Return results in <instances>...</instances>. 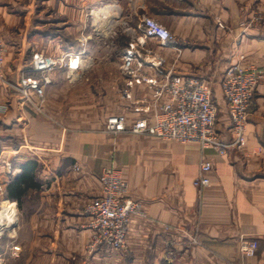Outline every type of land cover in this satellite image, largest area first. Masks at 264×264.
I'll return each instance as SVG.
<instances>
[{"label":"crops","instance_id":"obj_1","mask_svg":"<svg viewBox=\"0 0 264 264\" xmlns=\"http://www.w3.org/2000/svg\"><path fill=\"white\" fill-rule=\"evenodd\" d=\"M92 1L48 0V18H41L43 11L34 12L35 0H0L6 78H18L33 50L71 51L66 38L77 25L83 30ZM127 4L137 22L149 14L169 29L174 43L161 46L149 38L147 44L163 57L166 69L209 84L218 133L229 139L221 79L240 54L244 66L264 68V27H243L256 13L264 14V0ZM106 14L99 9L96 15L104 21ZM124 33L130 40L132 35ZM115 44L113 59L120 63L126 44ZM80 59L71 78L66 67L52 74L40 112L23 106L15 91L0 85V105L6 108L0 111V201L17 210L15 229L0 240V264H264V77L254 92L244 144L219 155L213 149L201 151L194 142L107 131L108 116L123 114L128 124L141 115L152 117L167 96L155 104L149 86H133L132 100L151 104L148 112H134L132 100L120 93L121 73L112 78L92 72L111 58L88 54ZM144 72L156 76L152 68ZM201 159L212 166L204 187L193 183ZM25 162L32 165L31 185L17 180ZM110 162L127 182L128 195L142 204V214L130 217L127 254L86 249L90 231L82 227L83 208L100 195L101 169ZM192 235L196 244L187 243ZM241 239L255 242L251 254L240 251Z\"/></svg>","mask_w":264,"mask_h":264},{"label":"built area","instance_id":"obj_2","mask_svg":"<svg viewBox=\"0 0 264 264\" xmlns=\"http://www.w3.org/2000/svg\"><path fill=\"white\" fill-rule=\"evenodd\" d=\"M217 23L224 27L220 21ZM251 24L264 27V14L256 13L243 26L244 29ZM126 30L132 36L120 54V73L124 78L121 95L132 100V87L146 84L153 90V103L156 104L162 95L167 96V101L155 109L152 117L141 115L130 124L123 114L110 115L105 121L107 131L147 134L180 143L194 142L201 151L213 149L219 155L244 144L248 114L257 85L264 77V68L244 66L242 54L226 68L221 79L230 120V138L226 140L220 137L216 127L218 109L209 84L197 76L180 75L166 69L163 57L147 44L149 38L155 39L161 46L174 43L169 29L151 15L144 14L139 18L136 28ZM5 52L6 45L0 38V85L15 91L23 106H29L37 112L43 108L45 86L51 82L52 74L66 67L67 75L71 78L82 65L78 53L52 55L33 50L29 63L20 70L18 78L9 80L3 72ZM146 67L152 68L156 76L147 75L144 72ZM150 105L145 100H132V110L137 113L148 112ZM5 109V106L0 105V111ZM74 167L77 169L76 165ZM211 167L209 160L201 159L198 175L193 181L195 186L209 185L207 173ZM99 180L100 195L88 201L83 208L86 222L82 227L90 231L86 249L89 252L98 248L115 249L127 254L130 217L142 214V204L128 195V184L112 162L102 167ZM16 222L17 210L14 204L7 200L0 201V240L15 229ZM197 242L195 235L187 238L188 244ZM254 248L253 240H240L239 249L243 254H251ZM168 249L171 252L173 247L169 246Z\"/></svg>","mask_w":264,"mask_h":264},{"label":"rangeland","instance_id":"obj_3","mask_svg":"<svg viewBox=\"0 0 264 264\" xmlns=\"http://www.w3.org/2000/svg\"><path fill=\"white\" fill-rule=\"evenodd\" d=\"M99 9L103 10L104 14H110L108 16L106 14L104 21L100 20L101 17L97 18L96 14ZM47 10L48 0H35L34 12L43 11L42 14L44 16L41 14V18H48L47 13H44ZM87 11L88 19L83 30H81L82 28L79 29L80 27L77 25L73 33L66 38L72 47L69 52L72 54L78 53L82 57L92 54L98 57L111 58L105 64L96 65L92 72L93 74H105L106 76L115 78L120 73V63L113 59L114 55L116 56V53H118V49H115L113 46L120 41L123 47L126 44L124 41H129L124 31L130 27L136 28L139 22H137L138 17L129 10L127 0H94L90 2ZM138 11L137 8L136 12ZM45 32L48 34V30ZM125 37L127 38L125 39ZM43 52H45V49Z\"/></svg>","mask_w":264,"mask_h":264},{"label":"trees","instance_id":"obj_4","mask_svg":"<svg viewBox=\"0 0 264 264\" xmlns=\"http://www.w3.org/2000/svg\"><path fill=\"white\" fill-rule=\"evenodd\" d=\"M28 163L29 162H25L22 165V173L17 178L18 181H22L23 183H25V185L32 184L31 177L29 176V171L32 169V165L29 163V165L27 166Z\"/></svg>","mask_w":264,"mask_h":264}]
</instances>
